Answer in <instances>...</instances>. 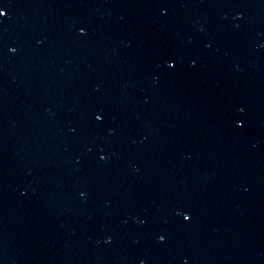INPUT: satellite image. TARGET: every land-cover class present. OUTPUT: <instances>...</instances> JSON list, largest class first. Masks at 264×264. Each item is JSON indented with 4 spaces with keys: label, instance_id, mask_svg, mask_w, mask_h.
Wrapping results in <instances>:
<instances>
[{
    "label": "water",
    "instance_id": "1",
    "mask_svg": "<svg viewBox=\"0 0 264 264\" xmlns=\"http://www.w3.org/2000/svg\"><path fill=\"white\" fill-rule=\"evenodd\" d=\"M3 3L0 264H264V0Z\"/></svg>",
    "mask_w": 264,
    "mask_h": 264
},
{
    "label": "snow or ice",
    "instance_id": "2",
    "mask_svg": "<svg viewBox=\"0 0 264 264\" xmlns=\"http://www.w3.org/2000/svg\"><path fill=\"white\" fill-rule=\"evenodd\" d=\"M9 17V12H8V5L3 3V0H0V24L4 23ZM81 34L83 35L84 34V29H81ZM16 50L14 49V52ZM168 67L169 68H174L175 67V64L174 63H169L168 64ZM95 120L97 122H102L103 121V114H97L95 115ZM239 126H243L242 124L239 125ZM100 159L101 160H104L106 159L105 156H100ZM177 215L181 216L182 220L184 222H189L191 220V214L190 213H187V212H178ZM166 237L164 235H160L159 236V241L161 243H163L165 241ZM185 264H187V262H185Z\"/></svg>",
    "mask_w": 264,
    "mask_h": 264
},
{
    "label": "clouds",
    "instance_id": "3",
    "mask_svg": "<svg viewBox=\"0 0 264 264\" xmlns=\"http://www.w3.org/2000/svg\"><path fill=\"white\" fill-rule=\"evenodd\" d=\"M10 51L14 52V49H10Z\"/></svg>",
    "mask_w": 264,
    "mask_h": 264
}]
</instances>
